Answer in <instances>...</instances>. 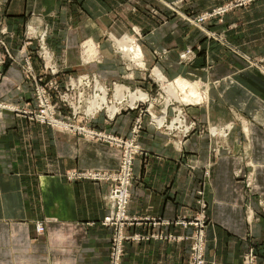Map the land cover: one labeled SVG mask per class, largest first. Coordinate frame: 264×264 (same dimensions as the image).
Segmentation results:
<instances>
[{"label": "crops", "instance_id": "1", "mask_svg": "<svg viewBox=\"0 0 264 264\" xmlns=\"http://www.w3.org/2000/svg\"><path fill=\"white\" fill-rule=\"evenodd\" d=\"M227 1L208 0L207 10ZM72 2L76 4L61 0H0V264L110 263L114 230L102 224L111 212L107 202L110 184L70 182L66 174L73 170H116L121 150L2 107L34 104L32 81H26L18 62L26 59L27 49L34 50L27 47L28 39H32L28 34L34 33L36 40L46 31L62 69V85L68 78L89 74L107 87L119 81L131 89L151 91V68L158 69L169 82L183 79L201 86L206 83L210 100L207 105L195 103L186 109L193 119L188 121L196 122L198 131L184 144L179 145L144 116L137 138L142 154L134 162L128 214L158 222L154 226H131L127 231L142 236L189 237L192 228L162 223L204 218L205 264H243L251 248L257 253V264H264V209L257 197L264 194V68H249L244 60L236 62L227 52L220 56L217 53L222 48L218 44L207 55V60L214 63L207 71L199 67L203 59L196 60L193 67H184L179 57L183 48L201 44L203 39L194 37V33L183 34L182 24L176 20L164 25L144 21L138 24L143 36L136 42L142 48L146 69L134 71L138 81L131 83L125 80L127 70L120 67L118 60L84 63L80 52L87 40L85 46L107 42L108 33L114 40L132 37L128 34L136 28V22L131 12L125 6L126 9L119 8L118 3L114 10H104L98 0ZM258 41L261 36L253 38V47L243 35L239 46L257 58L263 54ZM158 51H165V56L157 58ZM6 53L16 60L8 59ZM28 57L36 73L42 75L35 54ZM174 96L170 98L181 103L177 92ZM138 114L123 113L108 121L100 113L94 120H78L76 124L130 139ZM235 120L227 136L214 137L206 131L207 125L223 129ZM248 160L256 179V194L251 195L241 180L252 169ZM201 202L206 204L205 209ZM38 223L45 226L42 234L37 232ZM191 245V239L127 243L122 264H189Z\"/></svg>", "mask_w": 264, "mask_h": 264}, {"label": "rangeland", "instance_id": "2", "mask_svg": "<svg viewBox=\"0 0 264 264\" xmlns=\"http://www.w3.org/2000/svg\"><path fill=\"white\" fill-rule=\"evenodd\" d=\"M65 2H71V4H76V2H72L74 0H61ZM101 4V6L104 8V10L107 8H112L114 10L115 4H119V8H128L129 13L133 15V18L136 22V28H132L130 31V36L134 37L135 44L133 46L140 45L137 43L139 40L142 39V29L139 28L140 26L138 24L143 23L144 21H152V22H161V24H166L170 23L171 21L176 20L177 23L182 24V28L180 29L183 34H192L194 33V37L203 39L201 41V44H197L196 46H188L187 48H183L182 52L180 53V63L184 67H190L192 64L194 65V62L197 60H204V66L199 64L200 69H204L207 71L210 67L214 65L212 64V61L207 60V55L208 53L213 52V49L217 48L220 46L222 49L218 50L217 54H220L222 56V52H227L230 54L231 58L238 62V60L242 59L247 63V66L249 68H259L262 69L264 68V0H229L227 1L226 4L218 6L217 8L209 9L207 10L208 6V0H98ZM161 2V3H160ZM125 6V7H124ZM121 11V9H119ZM191 30V31H190ZM245 35L247 41L252 44L251 46L254 47L253 44V38L255 36H261V41H258L257 47L258 49L263 50V54L261 56H258L257 58L252 57L248 55L247 52H245L240 46H239V41H242V36ZM28 36H32V39H28V48H33V49H27L25 51L26 54V59H24L23 62H18V65L20 66L23 74H25L24 69L26 68H31L33 70L34 75L38 79H42V81L39 83L42 86L47 85L49 81H52L56 83L58 89L49 90V94L51 96V99L54 100V102L59 101V94L62 93V88L69 82L71 78H68L67 81L62 85V80H61V68L55 58L54 52L51 50V47L48 43V32L46 31L45 34L42 36L44 37L41 39L42 36H39L36 38V40L33 38L36 36L34 33L28 34ZM123 36H119L118 38H123ZM129 37V36H128ZM130 37V38H132ZM140 38V39H139ZM123 40V39H121ZM121 40H114L111 35L108 33L107 34V42L95 46L93 43L91 44H82L80 52L83 57V61L85 60L87 63H89L92 60H95L96 57L98 56V59L96 60L97 63H104L106 60H118L121 64V68H125L127 70L126 76L127 78L125 80L131 81V83H136L135 81H138L137 78H134V71L139 72L146 68V65L143 61L144 55L141 56L142 58H139L137 60L133 59V52L129 48L130 56L127 52V49L121 45L119 42ZM118 41V42H117ZM137 41V42H136ZM36 42V43H35ZM2 46L4 47V43L2 42ZM135 47V48H136ZM59 48H61L59 46ZM141 48V47H140ZM24 51V46L22 47ZM61 50V49H60ZM52 55V62L51 64L55 66L57 70L60 71L59 75L57 76H50L47 75L46 68H48L46 59H45V52H48ZM142 51V48H141ZM127 52V53H126ZM8 53V52H7ZM7 58L11 59V55L7 54ZM34 53L38 61L40 62L42 69H43V74L38 75L35 71V67L32 61L31 54ZM143 53V52H142ZM125 54V55H124ZM127 54V55H126ZM165 51H158L156 52V57L161 58L165 56ZM133 55V56H132ZM58 56V55H56ZM126 56V57H125ZM58 58H61V55L58 56ZM12 60V59H11ZM16 59L12 60L13 62ZM62 60V59H61ZM202 60V62H203ZM191 61L193 63H191ZM211 62V63H210ZM207 63V64H206ZM206 65V66H205ZM210 65V66H209ZM105 66V65H104ZM193 67V66H191ZM208 67V68H207ZM154 69V68H153ZM153 69L151 68L149 70V76L148 79L150 78L153 88L151 91H147L149 94V103L147 105L139 106L140 108L135 109V110H122V112L119 114H125L128 112H138L139 116L137 119L142 115L140 118L143 120L144 116H148L149 121L155 120L154 118L156 117H161L164 115V112L167 113L168 115V120H173L175 119L176 115L178 113L176 112L177 110L180 112V110L183 112V116H185L186 120H193L189 117L186 109H189L190 107H185L182 104H180L178 101L174 100L173 98L169 99V94L165 91V86L159 82L156 79V74L154 73ZM139 70V71H138ZM263 70V69H262ZM153 71V72H152ZM205 71V72H206ZM156 72H159L158 69ZM156 77H155V76ZM79 76V75H78ZM74 76V79H77ZM131 76V78H130ZM147 77V76H146ZM26 81H30L31 79L27 78L25 76ZM183 80V79H181ZM171 81V80H170ZM190 81V80H189ZM197 81V80H195ZM187 82V81H186ZM194 82V80H193ZM115 82H113L114 84ZM118 84L125 85L127 83L124 82H117ZM176 82L173 83V87L176 86ZM113 84H111V87H113ZM187 84H191V87H196L198 89V93L200 96H202V100L199 101L198 103H204L202 105H207L206 102L210 101L208 98V93H209V88L206 87V83L201 86L199 82L193 84L187 82ZM197 84V85H196ZM199 85V86H198ZM172 86L168 88L169 91H171ZM31 87L33 88V96H34V104L29 106L26 105L23 108L29 107L30 110H37V98H36V87L34 82H32ZM128 87V86H127ZM177 87V86H176ZM174 87V88H176ZM130 88V87H129ZM171 88V89H170ZM134 88L133 90H135ZM206 90V91H205ZM145 91V90H144ZM177 92V97L180 100V98L184 97L182 96V92L180 90H174L173 92L171 91V95L173 97L174 93ZM185 92L189 93V90H185ZM197 93V94H198ZM186 94V93H185ZM112 94H109V100H111ZM181 102V101H180ZM196 102V101H195ZM170 103L169 105H167ZM184 103V102H181ZM200 103V104H201ZM187 104V103H185ZM193 102H189L188 105H192ZM195 104V103H194ZM200 105V106H202ZM4 107L7 108H16L18 106L12 105V104H3ZM21 108V107H19ZM6 109V108H4ZM64 110V115L62 114L61 116H66L70 117V109L65 108ZM9 110V109H6ZM11 111V110H10ZM143 112V113H142ZM189 112V111H188ZM104 112L105 118L107 119V116ZM103 114V113H102ZM117 115V116H119ZM97 116V115H96ZM96 116L91 119L85 118V120H94ZM83 117L79 118V120H82ZM236 118V117H235ZM29 119V118H28ZM74 120V119H71ZM150 121V124L152 125V122ZM189 122V121H187ZM235 122L232 123H236ZM196 123V122H195ZM79 125V124H78ZM189 125V124H188ZM153 126L157 128L154 124ZM190 126V125H189ZM213 127L212 125H207L206 126V131L208 134L212 135L213 132ZM218 128V126H217ZM158 129V128H157ZM247 132H249L248 127L246 126ZM98 131V130H97ZM161 132H164L167 134L165 129L160 130ZM196 131H198V127L196 126V130L191 131L189 133V138L191 135H193ZM231 132V131H228ZM115 136V135H114ZM85 137V136H84ZM118 137V136H117ZM86 138V137H85ZM186 138V139H187ZM88 139V138H87ZM185 139V141H186ZM248 139V138H247ZM179 140V139H176ZM183 144H184V139H182ZM248 141V145H249ZM250 159V158H249ZM251 160H248L247 164L250 166L249 168L251 169L248 171L246 176H242L241 180L245 182V187L246 191L249 195L255 193V173H254V167L253 164L250 162ZM238 177H240L238 175ZM257 197L259 198V202L263 201L264 202V194H258ZM264 204V203H263ZM261 208H264V205H260Z\"/></svg>", "mask_w": 264, "mask_h": 264}, {"label": "built area", "instance_id": "3", "mask_svg": "<svg viewBox=\"0 0 264 264\" xmlns=\"http://www.w3.org/2000/svg\"><path fill=\"white\" fill-rule=\"evenodd\" d=\"M43 39V36L41 37ZM45 59L48 65L46 68L47 75L57 76L60 71L51 64L52 55L48 52H45ZM14 60L13 57H11ZM25 76L30 78L34 82L36 87V98H37V110H30L29 107L26 108H7L2 105L3 108L9 109L14 113L19 114L20 116H25L30 120H35L40 124L50 126L52 128L66 129L72 132H76L85 136L90 140H99L107 142L108 144L121 150V160L119 166L116 170H97L89 169L85 171L73 170L66 174V178L70 182L80 181V180H89L94 182H105L110 184V191L107 196V202L110 206V215L105 218L103 225L113 228V235L111 238V255L109 264H122L123 256L125 253V246L127 243L141 242L144 240L150 239H169V240H192L191 253L189 264H205V252H206V233L205 225L206 222L204 218H195L187 219L180 218L173 223L163 222L162 224L167 226L173 224L176 227H182L184 229L192 228L193 234L189 237H174V236H164L163 234H151L150 236H142L140 234H132L127 231L131 226H142L143 224H157L156 219L146 218L145 220H140L136 217H131L128 214V209L131 200V188L134 182V162L137 156L142 154V148L137 144V138L140 135L142 130V119H136L135 125L133 127V136L130 139H125L122 137H117L112 134L100 132L87 128L84 125H78L76 122L79 118L83 117L91 119L94 118L97 114L106 112L108 121H112L115 118L111 117L107 111H100L99 109L95 113L88 114V105L90 99L95 98L96 96V78L93 75L89 74H80L77 79L71 78L69 82L62 88V93L59 94V101L54 102L51 99L49 90L58 89L56 83L49 81L47 85L42 86L39 83L42 79H38L31 68L24 69ZM109 89V88H108ZM146 93V91L142 90ZM109 94H112L113 97V87L109 89ZM137 101L135 102L134 107H130L127 103L124 105L119 104L120 113L122 110H135L140 108L139 106L147 105L149 101ZM69 108L71 113L70 117L61 116L64 115L65 108ZM178 115L176 118L180 120H155L151 121L152 125L154 124L158 130L165 129L168 135L173 137L179 145L183 144V140L189 136L191 131L196 130L195 122H187L185 116H183L182 111H176ZM143 113V112H142ZM162 117V116H161ZM160 117V118H161ZM74 119V120H71ZM87 119V120H89ZM190 126H189V125ZM213 129V128H212ZM223 130V129H222ZM228 130L224 129V133L220 135L227 136ZM219 134H214L212 136L216 137ZM199 195H203V192H200ZM264 202L261 201V204ZM201 207L206 208V204L201 202ZM264 209V208H263ZM144 221V222H143ZM37 232L42 234L45 231V226L42 223L36 225ZM257 253L255 249L251 248L246 255L244 256L243 264H257Z\"/></svg>", "mask_w": 264, "mask_h": 264}, {"label": "bare ground", "instance_id": "4", "mask_svg": "<svg viewBox=\"0 0 264 264\" xmlns=\"http://www.w3.org/2000/svg\"><path fill=\"white\" fill-rule=\"evenodd\" d=\"M119 43L127 49L129 57H131L130 52H129L130 51L129 48H130L131 51L133 52V55H134V56L132 55L133 59L137 60L139 58H142L141 56H143L142 55L143 53L141 51V48L138 47V45H137V47H136V45L133 46L135 44V41L133 38L126 36ZM83 57H84V55L82 56V58ZM97 59H98V56L96 57L95 60H92V61L94 62ZM92 61H90V62H92ZM143 61H144V59H143ZM83 62L87 63L85 60ZM142 69H146V68H142ZM156 71L157 70H155L154 73L156 74L157 77L155 75L154 76L156 77V79L159 82H161L165 86L164 88H165V91L169 94L168 95L169 98L172 94L171 91L173 92L174 90L175 91L180 90L183 94L182 96H184V97L183 98L181 97L179 101L184 102V103H180V104H182L185 107L193 106V105H188L189 102H193V104H194V103H198L199 101L202 100V98H201L202 96H200V94L198 93L200 90L198 91V89L195 86L191 87V84L188 85L185 80L179 79V80H177V83H176L177 87L174 86V87H176V88H174L172 86L174 82H169L167 79L165 80V78H163L162 75ZM95 78L97 81L96 86H95L96 87V96H95V98L90 99L89 105L87 106L88 107V110H87L88 114L95 113V111H97L99 109L100 111H107L111 117L115 118V117H117V115L120 114L119 104L124 105V103H127L128 105H131L130 107H134L135 102H137V101H144V102L148 101V96L146 95L147 92L146 93L143 92L142 89H140V88L139 89L136 88L135 90H133V89H131L125 85L118 84L117 82H115L113 84V97L111 96V100H109V89H111L112 87L111 86L107 87L106 84L102 83L96 76H95ZM170 86H172V89L170 88L171 91L168 90V88ZM186 89L189 90V93L185 92ZM185 103H187V104H185ZM169 104L170 103H168L167 105H169ZM157 120H168L167 113L164 112V115L161 118L157 117ZM174 120H180V118H176ZM233 125H234L233 123H229L227 126H224L223 130H222V127L221 128H217V126L213 127V133L214 134L224 133V129H227L228 131H232ZM248 135H249V133H248Z\"/></svg>", "mask_w": 264, "mask_h": 264}]
</instances>
